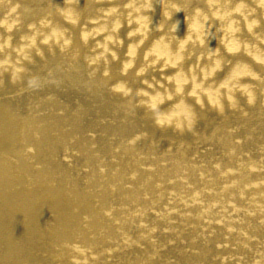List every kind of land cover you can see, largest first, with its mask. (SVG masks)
Returning <instances> with one entry per match:
<instances>
[{"label": "bare ground", "instance_id": "1", "mask_svg": "<svg viewBox=\"0 0 264 264\" xmlns=\"http://www.w3.org/2000/svg\"><path fill=\"white\" fill-rule=\"evenodd\" d=\"M130 2L0 0V264H264V0H218L240 31L167 68L145 56L207 0H152L125 72Z\"/></svg>", "mask_w": 264, "mask_h": 264}, {"label": "clouds", "instance_id": "2", "mask_svg": "<svg viewBox=\"0 0 264 264\" xmlns=\"http://www.w3.org/2000/svg\"><path fill=\"white\" fill-rule=\"evenodd\" d=\"M125 7L130 8L133 10V12L136 13V15L133 17V19L130 21V23H135L138 25V27L130 31L128 33V36L131 38L132 36L139 35L142 38L140 41L136 44L129 46V51L127 52V55L129 57H132V60H129L124 65V71L131 69L134 66V58L137 55V49L144 43V40L147 39V34L151 31V24L152 19L148 15L153 9L152 0H131L130 3L125 5ZM207 7L208 11L205 12L201 8H197L194 11L192 22L188 25L189 32L186 33L183 37H180L178 35L179 29H180V20H177L171 29H169L170 32L176 34L173 39H176L179 41L178 49L173 54L171 53V43L172 40L168 39L166 36L161 37L159 40H157L152 49L147 53L145 56V59H148V56H155L156 59L151 62V65H155L159 62V60L163 59L165 61L164 67L167 68L169 66L171 67H177L183 60L185 59L183 52L187 49V46L190 43H198L201 47L204 46L206 43V37L209 35L210 28H211V21L214 20H228V23L224 26L223 31H225L230 36L235 35L236 32H239V27L235 26L236 21L230 19V17L233 16V13H241V9L243 5H238L237 7L225 11L218 3V0H207ZM173 8L175 10V13H179L182 11L181 8H179L177 5L173 4ZM113 13L117 11V9L111 10ZM242 14V13H241ZM131 16L132 13H129ZM168 19H171V14L168 15ZM76 21L73 20V23ZM122 27V24L117 21L112 29L113 32L118 31ZM163 25H157V30H162ZM249 30L251 31V26H249ZM84 39H87V35L84 36ZM108 42H115L113 41V37L109 36L107 37ZM122 43V41H121ZM105 48V51H108L107 44L103 45ZM239 50V43L235 39L229 40V51H236ZM149 65V66H151ZM216 67H219V64L217 63ZM147 71V67H142L137 71V75H144ZM212 71H215V68L212 69ZM211 74V73H209ZM236 75H241V73H237ZM175 81V91L176 93H182L183 92V86L189 83V77L185 75L183 71H179L175 74V76L172 78ZM192 81L195 82V76L191 77ZM144 83L148 84L149 88L154 87L152 84H149L148 81H144ZM162 86V85H161ZM200 88V84H195V87L192 91V95H196V89ZM120 90H123V86H120ZM130 91V90H129ZM127 94V93H126ZM144 95H149V93L144 92ZM150 101H151V108L153 110L157 109L158 104L163 103L164 99H171V95L164 96L160 92H156L155 95H149ZM181 113H173L170 116L166 118H159L157 119V123L163 125L164 123H170L171 119L174 116H179Z\"/></svg>", "mask_w": 264, "mask_h": 264}]
</instances>
